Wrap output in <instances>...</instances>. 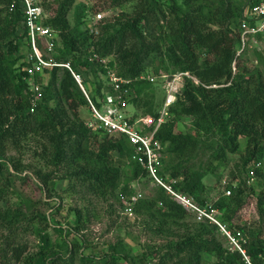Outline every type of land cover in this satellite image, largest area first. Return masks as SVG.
<instances>
[{"label":"trees","instance_id":"trees-1","mask_svg":"<svg viewBox=\"0 0 264 264\" xmlns=\"http://www.w3.org/2000/svg\"><path fill=\"white\" fill-rule=\"evenodd\" d=\"M14 1L17 2L0 0V180L8 166L4 156L9 144L15 146L29 134L37 133L42 134L49 144L42 155L48 165L54 168L65 164L73 166V171L65 175V179L78 177L92 185L101 197L116 194L121 174L112 165V154L132 159L133 147L125 137H110L101 131H93L87 121L81 119L79 110L85 104L89 107V102L66 68L56 67L46 71L45 76L51 78L47 84L43 82L45 76H37V82L43 85V96L35 111L31 112V92L22 70L30 51L25 42L27 29L19 5L10 10ZM48 1L40 0L44 9ZM160 1L105 0L111 4L110 8L132 2L133 11L121 13L114 24L100 26L96 34L89 24L91 11L84 12L81 20L83 29L80 31L72 28L68 19L75 0H54L53 14L45 21L58 33L56 45L61 43L62 46L61 54L54 58L58 63H66L68 56L71 57L73 62L70 64L76 72L82 66H94L100 70L101 77L106 75V70L100 61L110 59L109 65L115 68L117 74L131 81L134 98L130 105L137 106L144 96L143 86H159L163 93L159 83L140 77L147 73L148 58L164 50L155 31L160 22L165 21L169 44L167 52L172 62H167L156 73L187 72L191 78H185L182 92L170 109L172 119L157 133V138L165 146L160 176L167 180L166 175H169L175 181L174 184L169 182L176 192L204 206L207 203L202 199L207 188L204 172H210V169L197 170L192 161L204 153H210L211 160H226L228 155L240 151V140L246 139L241 155V173L245 176L243 179L234 176L235 185L227 188L231 195L214 204L216 209H225L226 230L238 240L244 255L237 249H226L216 237L219 227L208 222L193 229L187 228V232L177 242L169 244L162 255L161 247L149 256L152 255L153 259L160 256L159 264H205V255L214 258L213 264H264V190L255 196L254 189L255 181L264 182V73L258 67H247L246 64L250 51L257 55L258 63L259 59L264 60V48L250 50L246 47L238 54L242 47L240 25L244 11L258 1L244 0L238 4L237 0H216L207 13L203 7H196L198 0H184L185 5L169 0L166 10ZM210 24L217 26V30L211 29ZM259 40H262L261 37ZM202 50L206 55L200 59ZM104 86L98 79L92 88L93 95H88L97 105L104 96ZM51 101H55V107H50ZM163 102L164 95L161 103H151L145 114L157 118ZM182 117L191 118L192 132L178 129ZM258 163L259 167L256 166ZM131 164L132 180L149 176L138 162ZM252 169H255L256 179L250 182ZM41 178L47 185L54 177L51 173L41 175ZM119 195L126 196V191L122 190ZM252 196L256 198L259 221L243 238L239 233L244 226L235 223L236 217ZM142 202L138 207L145 210L151 220L162 221L170 227H186L188 210L164 188L157 187L153 196ZM15 216L18 219L25 214L18 210ZM43 218L47 219L46 216ZM86 221L87 216L79 211L75 229L71 224L66 228H70L72 234H79ZM156 230L161 232L162 226ZM59 231L65 236V228ZM45 242L48 244L47 240ZM74 247L68 241L59 247L60 251L46 247L32 255L26 264H75ZM110 250L111 253L99 261L96 257L83 254L78 259L81 264H144L148 256L136 259L116 245ZM12 251L17 259L22 255L20 246L12 245Z\"/></svg>","mask_w":264,"mask_h":264},{"label":"rangeland","instance_id":"rangeland-1","mask_svg":"<svg viewBox=\"0 0 264 264\" xmlns=\"http://www.w3.org/2000/svg\"><path fill=\"white\" fill-rule=\"evenodd\" d=\"M177 1L179 4L184 3V0ZM243 2L244 0H237L238 4ZM160 4L166 10L169 0H161ZM215 4L216 0H198L196 7H203L207 13L208 8ZM110 5L105 0H75L68 16L71 27L80 31L83 29L81 20L85 11H91L92 15L102 13L103 19L97 26L99 29L106 23H116L121 13L129 14L134 7L132 2L125 3L119 8H110ZM54 8V0L45 3L46 19L52 16ZM92 18L93 16H91L89 24L93 22ZM162 25L163 29H161ZM157 27L155 36L160 39L164 50L161 53L152 54L148 58L145 75L157 77L156 83L161 86L160 74L159 72L157 74L156 70L172 61L167 52L169 44L167 43L168 29L165 21L162 20ZM210 27L217 30V26L211 25ZM57 41H59V37ZM61 47V43L56 45L53 56L61 54ZM257 47L258 44H252L250 50L257 49ZM199 53L201 54V51ZM205 55V50H202L200 59H203ZM256 58L257 55L250 51L246 60L247 67L256 66L264 73V60L260 61L259 59L258 63ZM66 61L73 62L69 56ZM77 73L81 75L83 86L90 97L93 95V85L97 83L98 79L102 80V86L105 85L100 70L94 66H82ZM50 80L49 76L43 78V82L46 84ZM143 88L144 96L141 103L137 106L130 105L128 110V115L134 120L150 116L145 114V109L151 103H161L162 95H164L159 86L151 85L150 87L148 85ZM55 105V101L50 102V107H55ZM79 111L83 121H93L90 105L87 107L85 104ZM178 129L183 132H192L194 128L191 118L182 117L178 122ZM246 144V139H241L240 151L237 154L228 155L223 161L211 160L210 153L201 154L192 161V165L197 170L210 169V172L208 170L204 172V182L207 188L202 199L207 203L204 206L196 200L194 203L213 214L225 228L227 227L224 218L225 209H216L214 204L219 199L228 196L227 188L236 183L234 176L238 179H243L245 176L244 173H241V155ZM46 147H49V144L42 134L31 133L15 146L9 144L8 151L4 156L8 166L3 170L0 180V264H26L32 255L46 247L52 251H60L59 247L64 244V241L70 242L73 247L75 244V264H81L78 259L80 254L96 257L99 261L105 255L110 254L112 251L110 247L115 245L136 259L148 254L144 264H159L160 256H154L153 259L149 253H154L156 248L162 247L163 250L160 254L162 255L169 244L177 242L180 236L187 232V228L193 229L201 223L210 222L206 218L199 219V215L193 210H188L189 217L185 223L186 227L180 225L170 227L162 221L151 220L144 213L145 210L142 211L138 205H141L142 201L150 199L155 189L160 186H157L149 176L132 180L133 166L131 162L134 161L133 158L122 159L117 153L112 154V165L117 167L121 174L119 189L114 195L101 197L96 194L92 185L83 182L80 178L75 176L64 178L65 175L73 171L72 165L65 164L59 168L48 165L42 156ZM15 167L18 169L17 171H15ZM51 173L54 178L47 185L44 184L41 175ZM166 176L167 180L164 181L170 184L172 180L169 175ZM174 183L175 181H172V184ZM254 184L256 196L264 190V182L258 179ZM122 190L126 191V196L124 195L123 198L119 195ZM137 194L141 195L138 201L132 202L131 197ZM255 196L247 200L246 206L236 217L235 223L244 226L245 231H241L243 238L248 236L247 233L252 231V228L257 226L256 222L259 221ZM18 210H21L25 216H20L17 219L15 213ZM79 211L87 216V221L79 234H72V230L66 227L71 224L74 227L72 229H75ZM43 216H46L47 219H44ZM158 226H162L161 232L156 230ZM60 228L66 229L65 236L59 231ZM216 237L226 249L235 251L236 247L220 228ZM46 240L48 244H46ZM12 245L20 246L22 251L20 258L17 259L14 255ZM213 263L214 258L205 255V264Z\"/></svg>","mask_w":264,"mask_h":264},{"label":"built area","instance_id":"built-area-1","mask_svg":"<svg viewBox=\"0 0 264 264\" xmlns=\"http://www.w3.org/2000/svg\"><path fill=\"white\" fill-rule=\"evenodd\" d=\"M257 1L256 4L247 7L244 11L240 25L242 47L238 54L246 47H252V44H258V50L264 48V0ZM17 4L25 16L27 29L25 42L30 49L22 70L25 73L24 79L27 81L31 92V112L35 111L43 96V85L37 82V76L44 77L46 71L53 70L56 67L68 69L88 99L93 117V121L87 122L88 127L93 131H101L110 137H125L133 147L132 158L147 171L149 177L157 186L164 188L187 210L195 211L199 215V219L206 218L211 223L216 224L230 238L231 243L236 247L235 249L244 255L238 240L231 236L213 214L196 205L192 198L176 192L171 183H166L160 176L165 146L157 138V133L164 124L172 119L170 109L182 92L185 78H191L190 74L187 72L160 73L159 79L164 93V102L158 117L147 116L134 120L128 115L130 101L134 98V91L130 86L131 81L117 74L115 68L109 65L110 59L100 61L104 70H106V75L103 77L105 81L104 96L97 105L88 96L81 75L73 70L70 62L58 63L55 60L53 52L56 48L58 33L45 24L46 13L40 0H17V2L12 3L10 10L13 11ZM92 16L93 22L90 23V28L92 32L97 34V26L103 19V15L102 13H96ZM259 37H261V41ZM140 79H146L152 83H156L158 80L157 77L146 76L145 74ZM256 166L259 167L260 163ZM250 176V182L254 181L255 169L251 170ZM226 194L229 196L231 192L227 191ZM140 196V194H137L131 197V201L137 202ZM121 197L123 198V195ZM241 235L239 233L240 237ZM247 261L249 263V260Z\"/></svg>","mask_w":264,"mask_h":264}]
</instances>
